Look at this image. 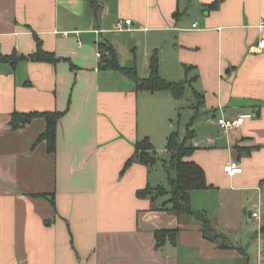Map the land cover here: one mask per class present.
<instances>
[{
	"label": "crops",
	"instance_id": "obj_1",
	"mask_svg": "<svg viewBox=\"0 0 264 264\" xmlns=\"http://www.w3.org/2000/svg\"><path fill=\"white\" fill-rule=\"evenodd\" d=\"M99 1L95 15L84 0H0V56L17 58L14 68L0 61V264H264V0ZM120 19L132 20L130 31L114 30ZM37 40L54 62L28 58ZM99 43L142 79L156 54L163 79L187 81L183 98L137 90L103 67ZM180 109V139L187 125L193 132L186 160L208 185L190 193L189 207L224 248L194 217L170 212L169 194L137 195L169 191L166 163L164 173L156 167L164 154L170 161ZM15 112L63 113L54 153L34 144L45 121L13 131ZM221 117H241V126L224 131ZM143 138L157 163L125 168ZM231 160L241 173L223 172ZM158 230H177L175 242L165 235L157 247Z\"/></svg>",
	"mask_w": 264,
	"mask_h": 264
},
{
	"label": "trees",
	"instance_id": "obj_2",
	"mask_svg": "<svg viewBox=\"0 0 264 264\" xmlns=\"http://www.w3.org/2000/svg\"><path fill=\"white\" fill-rule=\"evenodd\" d=\"M88 3L95 15H98L101 11V3L99 0H84ZM217 2L209 5V9L217 7ZM99 50L107 52L103 67L108 70L119 72L128 78H130L137 90L146 92L168 91L175 99H182L187 81L170 82L163 79L158 73V58L156 54H153L149 60V74L146 78H140L135 68H126L119 65L114 48L106 43H99ZM36 62H54L53 55L43 51L40 42L37 40V50L34 54L28 57ZM20 59H26L21 57ZM0 61L8 63L12 68L15 67L17 58L12 56H0ZM199 103L202 98L198 95ZM197 108V106H196ZM63 115L62 112H29V113H13L9 126L11 130L17 131L30 123L36 118H41L45 121V131L38 137L36 142L46 143V149L49 153H54L56 149V125L57 121ZM192 122V120H191ZM190 124L186 128V136L184 139H180L177 132L169 134L166 143V150L170 153V164L165 167L167 173L169 191L162 186L156 188L146 187L137 192L139 198L151 197L155 199L157 197L170 195L168 202L171 204L170 212L175 215L185 214L190 217H194L201 225L204 238L211 242L218 243L219 247L224 248L223 236L217 232L210 221L201 212H194L190 209V193L196 190H204L208 188L205 181V175L203 169L192 161L186 159L194 152V147L188 144V141L192 138L193 132L189 130ZM133 161L146 166L152 167L157 162V152L153 148L148 138H143L137 141L134 145V155L129 159L125 168H127ZM52 204L54 201L52 200ZM264 230V227H263ZM165 235H167L172 243L175 242L177 230H158L155 231V239L157 247H161L165 242Z\"/></svg>",
	"mask_w": 264,
	"mask_h": 264
},
{
	"label": "built area",
	"instance_id": "obj_3",
	"mask_svg": "<svg viewBox=\"0 0 264 264\" xmlns=\"http://www.w3.org/2000/svg\"><path fill=\"white\" fill-rule=\"evenodd\" d=\"M131 25H132L131 19H120L115 23L114 30L118 32L130 31ZM193 26L195 27V25ZM263 46H264V40H260L257 44V49L262 50ZM97 57L101 58V54L98 53ZM241 123H242L241 117H237V118L221 117L217 119V125L224 131L237 129L241 126ZM223 172L229 176H233L241 173L242 169L236 161L231 160L226 165H224ZM251 216L253 218H259L257 211L251 213Z\"/></svg>",
	"mask_w": 264,
	"mask_h": 264
},
{
	"label": "rangeland",
	"instance_id": "obj_4",
	"mask_svg": "<svg viewBox=\"0 0 264 264\" xmlns=\"http://www.w3.org/2000/svg\"><path fill=\"white\" fill-rule=\"evenodd\" d=\"M185 119H186L185 111H184V109H182V110L180 109L179 110V114L176 115L173 118V120H172L173 121V128H174L172 132H180V131H182V129L184 127L183 124H184ZM164 155H162L160 157V159L158 160V163L156 162L157 163V167L156 168H157L158 173H164L163 172L164 166L162 164L166 163V165H167L166 167H168L169 164H170V161ZM251 260H252V258H251ZM251 264H253V262H251Z\"/></svg>",
	"mask_w": 264,
	"mask_h": 264
},
{
	"label": "water",
	"instance_id": "obj_5",
	"mask_svg": "<svg viewBox=\"0 0 264 264\" xmlns=\"http://www.w3.org/2000/svg\"><path fill=\"white\" fill-rule=\"evenodd\" d=\"M108 60H106L105 62H107Z\"/></svg>",
	"mask_w": 264,
	"mask_h": 264
}]
</instances>
